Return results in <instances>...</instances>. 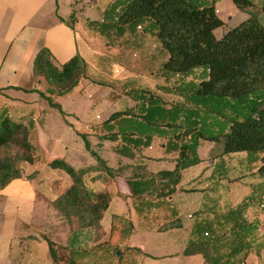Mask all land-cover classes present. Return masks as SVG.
I'll return each mask as SVG.
<instances>
[{"label": "crops", "instance_id": "crops-1", "mask_svg": "<svg viewBox=\"0 0 264 264\" xmlns=\"http://www.w3.org/2000/svg\"><path fill=\"white\" fill-rule=\"evenodd\" d=\"M113 1L0 0V119L9 116L28 124L36 152L33 163L21 164L22 176L0 191V264H56L50 242L67 245L72 230L78 229L73 220L62 236L58 232L66 220L57 216L54 201L72 178L50 162L61 158L80 169L87 166L81 157L92 156L97 168L82 133L111 168L91 171L88 183L96 192H108L111 201L99 230L76 231L80 239L71 264H210L200 253H185L189 241L199 226L215 225L217 213L249 198L245 216L257 230L250 252L245 258L239 254L237 260L264 264L261 156L246 151L223 154L221 144L201 138V162L183 170L173 193L160 196L167 181L159 180L157 173L173 171L180 155L177 130L161 126L149 143L134 135L140 139L138 146L121 137L103 138V123L112 113L136 106L128 90H156L167 84L160 69L169 58L158 39L139 26L122 27L120 37L115 29L104 28V12ZM215 7L224 22L215 31L218 37L248 17L233 0H217ZM43 47L58 64L80 54L89 66L72 92L51 95L64 113L41 95L48 84L33 73ZM158 93L166 101H179L175 94ZM104 111L108 113L103 117ZM207 116L212 136L228 124L218 115ZM192 118L193 113L175 121L188 123ZM144 128L153 131L154 126ZM172 221L176 227L163 228Z\"/></svg>", "mask_w": 264, "mask_h": 264}, {"label": "trees", "instance_id": "trees-1", "mask_svg": "<svg viewBox=\"0 0 264 264\" xmlns=\"http://www.w3.org/2000/svg\"><path fill=\"white\" fill-rule=\"evenodd\" d=\"M216 1L114 0L104 12V28L115 29L117 37L122 35V27L132 30L141 26L169 53L160 69L167 84L156 90H128L136 106L112 113L103 123L107 131L103 138L121 137L135 146L140 139L134 135L144 136L149 143L151 134L159 133L161 126L177 130L175 137L180 155L173 171L157 173L159 180L167 181L160 196L173 193L183 170L201 162L198 153L201 138L221 144L223 154L246 151L261 156L259 173L264 174V0H233L248 17L221 37L215 33L224 24L215 7ZM88 69L87 61L80 54L58 64L47 47L38 51L33 65L34 76L48 84L46 92L40 91L41 95L62 113V106L51 95L64 96L72 92L87 76ZM158 91L175 94L179 101H166ZM192 113L193 118L188 123H176V118L184 121ZM209 113L228 122L223 131L213 136L208 132L211 127L206 124ZM145 124L151 129L154 126L153 131L145 129ZM81 136L97 159V168L111 171L105 160L91 149L87 134ZM35 159L29 125L9 116L2 117L0 191L12 179L22 176L23 162L33 163ZM50 166L72 178V184L54 201V206L70 224L76 220L78 229L72 230L67 245L50 242L55 263L71 264L74 263L72 251L80 239L76 231L101 228L100 221L109 207L111 195L96 192L89 185L87 176L96 167L77 169L61 158L52 160ZM251 201L249 198L235 208L217 213L215 225L199 226L185 253H200L210 264H240L237 257L244 253L242 258H245L250 252L257 230L256 223L245 216ZM176 226L172 221L163 228Z\"/></svg>", "mask_w": 264, "mask_h": 264}, {"label": "rangeland", "instance_id": "rangeland-1", "mask_svg": "<svg viewBox=\"0 0 264 264\" xmlns=\"http://www.w3.org/2000/svg\"><path fill=\"white\" fill-rule=\"evenodd\" d=\"M92 113V115H94L93 113L94 112H91ZM108 112H103L102 113V116L104 117V116H106V114H107ZM87 115H89V114H87ZM84 118V117H83ZM85 119V118H84ZM79 120H81L80 118H79ZM81 123H82V120H81ZM204 154V151H202V155ZM81 160H82V162L84 163V164H86L87 166L86 167H91V168H93V167H95V165L94 164H96L97 162H96V160L91 156V159H89L88 157H85V156H82L81 157ZM94 162V164H92L91 162ZM97 165H99V164H97ZM88 178H90V176H88ZM89 180H91V179H89ZM88 181V180H87ZM263 209H264V206H263ZM57 216H61V214L59 213V214H57ZM64 219V218H63ZM65 220V219H64ZM69 222H67V221H64V222H62V225L60 226V230L58 231V232H60V235L62 236L63 234H64V231H63V229L65 228V230H67V224H68ZM70 224V223H69ZM64 225V226H63Z\"/></svg>", "mask_w": 264, "mask_h": 264}, {"label": "built area", "instance_id": "built-area-1", "mask_svg": "<svg viewBox=\"0 0 264 264\" xmlns=\"http://www.w3.org/2000/svg\"><path fill=\"white\" fill-rule=\"evenodd\" d=\"M139 28L141 29V26H139ZM264 205H262V207H263ZM206 235L208 234L207 232L205 233Z\"/></svg>", "mask_w": 264, "mask_h": 264}]
</instances>
